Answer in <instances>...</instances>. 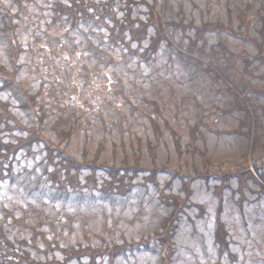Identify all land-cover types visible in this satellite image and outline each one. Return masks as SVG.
Segmentation results:
<instances>
[{"label": "rangeland", "instance_id": "rangeland-1", "mask_svg": "<svg viewBox=\"0 0 264 264\" xmlns=\"http://www.w3.org/2000/svg\"><path fill=\"white\" fill-rule=\"evenodd\" d=\"M2 1L10 9L17 25L21 48L17 79L31 94L41 90L36 110L37 115H46L43 122L45 136L59 141L61 148L65 147L63 149L78 161L90 162L99 152L98 163L134 165L138 160L140 165L151 168L169 161L175 167L181 165L182 171L190 175L194 174L191 158L188 154L182 155L185 147H180L185 163L179 164L174 141L180 140L185 145V140L190 138V129L197 124L200 129L195 130L194 139L198 138L201 145L200 142L196 145L193 142V151L189 152L195 157V167L207 173L206 164L202 166L205 157L211 160L210 171L216 173L237 166L241 174L249 178L250 189L244 188L241 192L239 179L232 177L229 185L223 187L224 199L219 201L214 194L219 180L211 177L210 189L204 184L206 180H195L191 201L196 206L186 207L178 222V232L173 237L176 248L173 264H264V196H258L255 184V162L260 173H264V95L260 94L257 99L262 106L260 121L263 126L255 125L250 129L244 122L243 127L238 128L239 121L228 116L226 111L230 110L232 114L250 106L255 113L256 100L241 71V57H224L222 53L224 49L251 56L258 52L256 43L228 34L230 29L236 34L247 33L264 46V1L167 0L169 11L167 1L160 0L161 21L178 50L172 55L165 41H160L157 53L152 56L155 60L147 64L134 53L141 42L142 48L148 47L147 40L132 42L131 52L126 45H120L122 49H114L115 46L107 43L108 30L102 26L96 28L93 22L78 26V32L55 27L49 30L46 24L50 19L45 21L43 14H49L50 0L23 1L20 19L15 14L18 12L15 1ZM180 8L186 13V23L192 17L196 26L205 22L211 25L222 23L227 32L207 30L206 42L199 40L193 46H189L187 40L181 42L184 34L194 38L196 31L174 29V38L170 29V12L175 16ZM247 8L252 9V13H259L249 25L239 18L241 10L243 13ZM117 15L121 17L122 14ZM135 18L137 15H134ZM107 22L112 24L110 20ZM34 26L38 32L36 39ZM150 32L151 35L153 29ZM126 41L129 42L128 35ZM9 51L10 44L0 39V65L12 69ZM172 61L174 65L170 66ZM179 63L189 64V70L182 69ZM194 67L200 68L198 76ZM250 68L248 71L253 74L246 73L249 81L264 89V66L258 59ZM109 79L110 87H107ZM213 85L219 87L218 96L210 91ZM18 113L25 126L35 125L32 115L27 116L28 112ZM151 114H154V121L149 118ZM243 119H247L246 111ZM158 128L163 138L154 152ZM15 134L22 138L27 132L16 131ZM139 142L142 144L140 158L137 156ZM42 147L44 144L34 146L31 151L19 150L15 154L14 170L21 174L18 179L21 182L11 183L10 179L0 182V201L11 215L5 225L9 237L15 235L21 241L30 243L33 225L46 237L44 242L41 239L37 241L41 249L52 243L51 247L55 248L58 245L61 248L105 250L140 240L161 229L159 222L171 211L168 204L160 202L159 197L160 188L169 179L167 174L160 175V188L154 183H147L141 196L140 187H133L130 196L122 202L119 199L114 202L97 199L89 203L86 200L88 196L84 197V201L78 200L69 191L65 193L64 202H52L39 192V188H43L48 197L61 196L57 188H46L41 178L45 170L56 172L55 165L47 162L48 153L46 149L42 151ZM100 172L103 171H97L91 178L93 172L90 166L79 173L72 169L68 173L72 183L67 182V186L93 187L98 196L104 185ZM58 176L65 179L67 173ZM25 181L30 183L29 193L32 196L28 195ZM262 187L260 189L264 192V185ZM219 202H222L220 211ZM234 203L243 205L237 208ZM218 216L228 231V244L225 243V236H216ZM3 218L5 213L0 211V223ZM19 218L27 227L16 223ZM216 240H223L222 243L228 245V250H224L221 256L218 252L222 243ZM156 241L150 245L160 252L163 246L160 240ZM5 246L8 247L7 244ZM55 253H58L55 259L63 258L58 250ZM55 253L49 252L50 255ZM115 257L113 264H157L159 258L144 249L131 247L119 250ZM109 259V254L87 255L70 264H110Z\"/></svg>", "mask_w": 264, "mask_h": 264}, {"label": "trees", "instance_id": "trees-1", "mask_svg": "<svg viewBox=\"0 0 264 264\" xmlns=\"http://www.w3.org/2000/svg\"><path fill=\"white\" fill-rule=\"evenodd\" d=\"M100 18L104 19L105 20V15L104 14H100L99 16ZM143 25V30H145L146 28V25L143 24L142 22L140 23ZM117 27V25L114 28ZM0 80L3 82L4 85H2L0 87V90H5L7 86H11L13 87L14 90H12L13 94L15 95V97L19 100V98L21 96L24 97V100H22V105L20 104V107L21 108H29L32 110L33 108V105L35 104V99L36 97L35 96H27L25 93H23L20 89H18V85L16 84L13 76L11 74H9L7 71L3 70L0 68ZM20 101V100H19ZM0 106L1 108L3 109V113L0 111V119L1 118H4L3 120H0V122L4 123L5 124V128L3 130H0V134L1 133H4L7 129H11L13 130V127L12 125L10 124V120H12L14 123L17 124V120L16 118L13 116L11 110L9 109V103L6 102V103H2L0 102ZM1 110V109H0ZM5 110L7 112H5ZM35 113V111H34ZM10 115H12L13 117H11ZM41 119V117H40ZM256 120L257 122H259V118L258 116H256ZM261 124V121L259 122V125ZM37 139V140H40L39 137H37L36 135V132L33 131L32 134L27 138V139H20V142L18 145H21V146H30L33 141ZM3 156L2 158V161L0 163V179L1 180H5L7 178H13V169H12V165H9L10 167L8 168L7 166H4V162L7 160V157L8 156H4V155H1ZM261 176L264 178V173L261 174ZM226 177V176H225ZM245 182V181H244ZM243 182V184H244ZM255 183L256 184H259L258 182V179L255 177ZM170 228V226L168 227ZM35 236H37V232H35V235L33 236L32 238V241L34 242L36 239H35ZM39 237L41 238H44V235H40ZM37 237V238H39ZM162 238V240L166 243L167 241L170 240L171 236L168 234V232H164L163 235L160 236ZM2 238H4L5 240V243L9 246H13V242L8 238L6 232H2ZM20 245L22 246V242H19ZM25 245H27V243L25 242ZM6 252V251H5ZM10 252V251H9ZM23 252V255H24V258L26 260H28V262H23V261H19L20 263H23V264H45V262L42 260V259H38V258H31L32 256V253L30 252H27L26 250H22ZM164 262L167 263V259H164ZM20 263H16V264H20Z\"/></svg>", "mask_w": 264, "mask_h": 264}, {"label": "bare ground", "instance_id": "bare-ground-1", "mask_svg": "<svg viewBox=\"0 0 264 264\" xmlns=\"http://www.w3.org/2000/svg\"><path fill=\"white\" fill-rule=\"evenodd\" d=\"M15 1V3H16V6H17V8H18V12H16L15 14L19 17V19H20V13H19V11H21L22 10V8L24 7L23 6V1H27V0H14ZM54 1H57V0H54ZM98 5H99V3L98 2H96L94 5H92V6H94L93 8H92V11L94 12V11H96L97 9H98ZM12 7H13V5H12ZM49 8H52L53 10H56L55 9V7L52 5V6H49ZM68 10H67V15H68V18L70 19V20H72V12H78L79 10H78V8L74 5V4H69L68 5ZM0 11H5L9 16H10V18L11 19H13V14L11 13V11H10V9L8 8V6L2 1V0H0ZM55 17V16H54ZM153 25H156V26H158V27H163L164 28V26H163V23H161V22H159V21H152L151 22ZM143 34H144V39H145V37L148 35V33L146 32V31H143ZM148 48V47H147ZM149 49V48H148Z\"/></svg>", "mask_w": 264, "mask_h": 264}]
</instances>
